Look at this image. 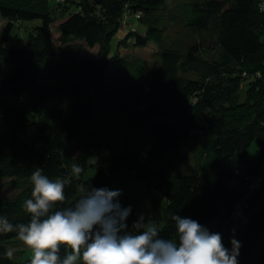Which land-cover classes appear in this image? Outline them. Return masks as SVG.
<instances>
[{
  "label": "trees",
  "instance_id": "obj_1",
  "mask_svg": "<svg viewBox=\"0 0 264 264\" xmlns=\"http://www.w3.org/2000/svg\"><path fill=\"white\" fill-rule=\"evenodd\" d=\"M168 2L0 0V182L20 189L0 196V217L30 222L23 203L39 168L65 180L57 209L73 205L82 185L118 189L131 229L152 193L149 220L162 237H175L179 215L219 233L229 250L238 240V264H264V13L258 0ZM36 20L22 47H5L15 23ZM85 46H99L98 58L83 57ZM254 141L261 155L250 159ZM187 144L196 170L177 162L187 161ZM103 150L108 163H90ZM73 163L84 169L78 177ZM17 235L0 232V264H23L6 255Z\"/></svg>",
  "mask_w": 264,
  "mask_h": 264
},
{
  "label": "clouds",
  "instance_id": "obj_2",
  "mask_svg": "<svg viewBox=\"0 0 264 264\" xmlns=\"http://www.w3.org/2000/svg\"><path fill=\"white\" fill-rule=\"evenodd\" d=\"M83 171L72 164L73 176ZM30 180L31 198L23 203L30 222L13 225L0 217V232H17L31 252L30 264H238L240 242L231 239L229 250L219 233H210L195 220L173 215L175 237L164 238L143 214L129 229L132 209L121 205L118 189L82 185L73 205L57 209L66 199L65 180H52L39 168ZM6 255L11 258L12 250Z\"/></svg>",
  "mask_w": 264,
  "mask_h": 264
},
{
  "label": "rangeland",
  "instance_id": "obj_3",
  "mask_svg": "<svg viewBox=\"0 0 264 264\" xmlns=\"http://www.w3.org/2000/svg\"><path fill=\"white\" fill-rule=\"evenodd\" d=\"M181 1L183 0H169L168 3L171 6H175ZM6 25H7V21L0 17V38L5 30ZM39 25H40V21L38 20L15 23L10 33V39L5 43V47L7 48H11L12 46L22 47L28 39L29 32L32 31L30 29L36 26H39ZM57 25L58 23H55L53 25L54 29H53L52 34L55 40H57V37H59V33L56 29ZM133 26L138 27L139 30L141 31L145 29L146 27V25H142L138 21L134 22ZM124 27H125V24H121L120 28L123 29ZM181 33L182 31L176 28L175 30L171 31V36L178 37ZM211 43H213V41ZM82 54H83V57L97 59L99 56V46H95V47L85 46V48L82 51ZM93 154L94 155L91 157L90 163L99 162L101 165H105L108 163L107 158H106L107 157L106 150L96 151ZM182 154L184 155V157H187L186 158L187 161L183 162L182 157L178 159L177 162H179V164L182 166L181 168L184 171L196 170L197 165H195L196 162H194L196 158H195V151H194L193 146L188 145V144L185 145L182 149ZM246 154L250 159L257 158L261 155V148L256 141H254L252 145L247 149ZM96 171H97L96 167H90L87 173L85 174V176L86 177L92 176L96 173ZM12 180L13 179H4L0 182V196L12 197L19 193L20 189L16 186V184L13 183ZM148 195L149 196L138 206V212L140 215L143 214L148 222H151L149 220V215H150L149 205H150L152 193L151 194L149 193ZM14 241H18V240L16 239ZM9 249L12 250V253H13L12 256L15 261L21 262L23 264L30 263L31 252L28 248H26L23 245L21 241H18V245L16 244V242L10 245ZM257 251H258V247L254 251L251 252L249 256L250 261L254 258Z\"/></svg>",
  "mask_w": 264,
  "mask_h": 264
},
{
  "label": "built area",
  "instance_id": "obj_4",
  "mask_svg": "<svg viewBox=\"0 0 264 264\" xmlns=\"http://www.w3.org/2000/svg\"><path fill=\"white\" fill-rule=\"evenodd\" d=\"M259 2V6H260V10L264 13V0H258ZM136 17H140L139 14H137ZM123 24V23H122ZM260 74L258 73V76ZM243 76H248V73L247 72H243ZM261 174L264 175V161L262 162L261 164ZM262 182H263V176H258L256 179H254L251 183H250V188L251 189H258L259 187H261L262 185ZM244 204H246L244 202ZM249 204H247L248 206ZM246 206V207H247ZM242 209V204L239 205L238 209H237V213L238 215L240 216H243V211L241 210Z\"/></svg>",
  "mask_w": 264,
  "mask_h": 264
},
{
  "label": "bare ground",
  "instance_id": "obj_5",
  "mask_svg": "<svg viewBox=\"0 0 264 264\" xmlns=\"http://www.w3.org/2000/svg\"><path fill=\"white\" fill-rule=\"evenodd\" d=\"M59 1V0H58Z\"/></svg>",
  "mask_w": 264,
  "mask_h": 264
},
{
  "label": "water",
  "instance_id": "obj_6",
  "mask_svg": "<svg viewBox=\"0 0 264 264\" xmlns=\"http://www.w3.org/2000/svg\"><path fill=\"white\" fill-rule=\"evenodd\" d=\"M71 206V205H70Z\"/></svg>",
  "mask_w": 264,
  "mask_h": 264
}]
</instances>
